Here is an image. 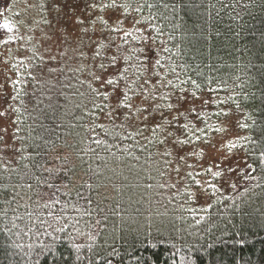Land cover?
<instances>
[{
  "label": "trees",
  "instance_id": "16d2710c",
  "mask_svg": "<svg viewBox=\"0 0 264 264\" xmlns=\"http://www.w3.org/2000/svg\"><path fill=\"white\" fill-rule=\"evenodd\" d=\"M88 2L75 4L79 25L73 0H0V25L12 27H0V264H264V0H138L133 13L149 19L140 27L157 37L161 75L195 80L199 90L183 87L210 100L193 121L198 135L216 148L224 131L214 129H237L239 158L230 151L216 164L202 141L178 162L136 116L109 119L115 102L94 91H105L92 75L100 60L82 31H99L90 18L107 12L89 17ZM129 64L135 89V55ZM50 194L59 203L43 208ZM17 208L23 220L12 228ZM49 212L64 232L40 222H52Z\"/></svg>",
  "mask_w": 264,
  "mask_h": 264
},
{
  "label": "snow or ice",
  "instance_id": "6c2138e0",
  "mask_svg": "<svg viewBox=\"0 0 264 264\" xmlns=\"http://www.w3.org/2000/svg\"><path fill=\"white\" fill-rule=\"evenodd\" d=\"M76 3L77 0H73L72 5H69V19L72 20L73 24L83 25L84 20L76 14ZM144 6L138 0H107V2L105 0H91V2L85 4V8L89 10V17L91 11L96 9H99L101 13L107 12V18L103 15L97 16L96 20H91L90 18V23L92 24H95L97 21L99 22V31L93 28L92 35H89L87 28L82 29L83 34L87 35L90 41L89 46L93 52L92 59L100 60L97 65L99 74L94 71L92 75L93 79L105 91L100 92L99 89H94V91L102 95L105 100H109L110 98L114 100V107H111V110L106 113L109 119L123 115L126 120H131L133 116H136L149 129L153 136H156L158 131L163 135V138L158 139L157 142L160 145L170 143L173 149V151L166 150L164 155L172 156L173 152H175L177 161L179 162L186 160V155L193 154L182 153H184L186 147L197 141H202L208 147L215 148V145L206 136L198 135V133L205 134V129L199 127L198 123L193 122H202L201 116L203 110L209 105L210 100L205 98L202 92L198 95L197 91H189L188 88L183 87V85L191 83L195 89L199 90L200 85L195 80L191 78L180 80L179 75H177L176 79L179 83H175L172 79H168L167 76H162L161 72L157 70L164 67L160 59L157 58L155 49L152 47L157 37L152 36L148 28L142 29L140 27L144 24L150 28L149 19H137L133 15V13L141 12ZM146 6L149 8L153 7L150 4ZM164 7L167 8L168 5H164ZM125 24H127V28ZM0 27L6 29L8 32L12 31V27L8 23H4ZM156 31L159 32L160 30L156 29ZM134 33H139V35H135ZM116 37H119L120 42H117ZM77 38L83 43L81 37ZM7 42L5 41V43ZM131 42H135L138 47H132L128 50V54H125V46L130 45ZM164 51H168V49L165 48ZM108 53L111 54L108 55ZM133 55H135L137 61L135 79L132 81V84L136 86L135 89L128 83V69L132 66L129 64V61ZM171 72L175 73L176 69L172 68ZM122 83L123 87H121ZM107 89L111 91L109 92ZM129 93L142 98V106H136L132 102V96ZM134 108L135 111L133 112L132 109ZM0 115H3V113H0ZM216 115H227V113H217ZM189 117H192V119H189ZM181 118H183V121ZM173 126H175V132L169 131ZM225 130L220 128L214 129L217 132ZM136 135H143V129L138 127ZM181 136L185 138H181ZM151 142L150 140L149 143ZM227 147L229 149L234 148L235 144L229 143ZM204 154L202 150L196 155L202 157ZM214 166L218 167V165ZM188 167L191 168L193 165H188ZM175 171L179 173L180 169L176 168ZM206 171L212 172V168L209 167ZM212 174L215 176L220 175L219 172ZM188 175L191 176V173H188ZM195 182L199 184V181ZM48 187L52 188L53 185L48 184ZM40 199L43 200L44 197L40 196ZM47 199L52 203L45 202L42 205L43 208L48 209L59 203L54 194H50ZM6 203L10 206L12 201H6ZM11 211L13 215L10 223L12 228H16V221L23 220V216L17 214L18 208L11 209ZM2 215L4 218H7V210ZM33 215V212H27L29 219ZM48 215L52 217L51 223L48 221L40 222L46 224L47 228H53V231L64 232L66 230V223H60L61 219H63L62 215L54 216L51 212ZM36 219L39 220L38 215ZM54 225L59 226L54 227ZM7 227V224H5V228ZM26 227L28 226L26 225Z\"/></svg>",
  "mask_w": 264,
  "mask_h": 264
},
{
  "label": "rangeland",
  "instance_id": "374dc122",
  "mask_svg": "<svg viewBox=\"0 0 264 264\" xmlns=\"http://www.w3.org/2000/svg\"><path fill=\"white\" fill-rule=\"evenodd\" d=\"M5 9L6 8H4V10ZM63 27L64 25L61 26V28H57V29H59V31H62ZM58 43L59 42L55 41L54 44H58ZM224 128L226 130L221 134V136L216 137V148L211 151V153H213L214 155L209 158V160L212 161L214 164H216V162H218L219 159H221V156H223L224 154H231L230 151H233L234 153L237 152L234 150L235 147L231 149L227 147L229 143L235 144V142L237 141L239 137V133H237V129L234 127V125L231 122L224 124ZM235 154L238 156L237 158H239V154L238 153ZM233 158L236 157L233 156Z\"/></svg>",
  "mask_w": 264,
  "mask_h": 264
}]
</instances>
